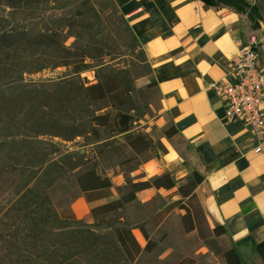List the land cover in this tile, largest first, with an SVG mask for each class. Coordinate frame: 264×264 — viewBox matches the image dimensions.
<instances>
[{"label": "trees", "instance_id": "obj_1", "mask_svg": "<svg viewBox=\"0 0 264 264\" xmlns=\"http://www.w3.org/2000/svg\"><path fill=\"white\" fill-rule=\"evenodd\" d=\"M233 1L248 16L262 18L261 5ZM103 31L94 0H0V264H128L127 251L136 255L154 242L146 229L118 214L149 187L176 188L181 198L173 203L185 210L186 231L207 223L194 192L196 174L182 181L169 173L143 181L124 175L117 197L110 198L113 184L100 162L116 159L115 165L132 171L138 156L156 144L135 124L139 115L130 70L103 61L108 55ZM65 35L80 44L66 45ZM58 66L69 68L68 76L25 78ZM87 69L94 70L95 82L81 77ZM77 137L91 147V155L62 151L55 141ZM60 179L70 180L88 202L108 199L90 207L92 222L56 210L49 190ZM102 225L108 230L96 229ZM135 227L147 240L144 247ZM207 228L209 236L222 232L209 223ZM220 263L242 261L232 246L220 254Z\"/></svg>", "mask_w": 264, "mask_h": 264}, {"label": "crops", "instance_id": "obj_2", "mask_svg": "<svg viewBox=\"0 0 264 264\" xmlns=\"http://www.w3.org/2000/svg\"><path fill=\"white\" fill-rule=\"evenodd\" d=\"M113 1L140 44L148 69L144 82L157 97L143 129L156 148L142 152L130 176L143 181L169 173L182 181L196 174L195 195L210 227L222 229L217 235L225 250L233 246L242 264H264V140L255 150L258 139L244 122L225 118L212 87L236 82L232 57L253 32L247 11L233 0ZM259 40L256 64L264 68V38ZM111 182L124 184L123 173ZM162 189L144 188L137 200L144 203ZM88 203L80 196L77 208L72 205L87 223L93 221Z\"/></svg>", "mask_w": 264, "mask_h": 264}, {"label": "rangeland", "instance_id": "obj_3", "mask_svg": "<svg viewBox=\"0 0 264 264\" xmlns=\"http://www.w3.org/2000/svg\"><path fill=\"white\" fill-rule=\"evenodd\" d=\"M94 1L102 18L104 31L101 38L105 42V49L108 53L103 61H109L130 70L134 83L132 94L136 104L135 112L139 115V119L135 124L139 129H144L146 114L154 113L153 109L157 100L155 90L144 82V76L148 72L144 54L139 42L134 39L125 17L119 13L115 3L109 5L107 0ZM248 1L250 6L261 5V19H256L253 16L248 17L251 22L250 26L253 29L251 34H254L257 38H264V0ZM64 42L72 47L80 44L74 37L68 35L64 36ZM69 73V68L58 66L52 70L44 69L39 73L26 74L25 78L48 80L65 77ZM81 77L85 81L95 82L94 70L92 69L84 70ZM55 141L60 143L62 151L86 152V154L91 155V147L83 146V142L79 137L71 140V142L59 141L57 138ZM142 157L143 155H139L133 163L137 165ZM115 162L116 159L112 163L102 161L100 164L105 166L111 179L120 171L123 176L129 177L130 170L128 166L119 167L115 165ZM118 186L121 185L113 184L111 199L117 197ZM49 194L56 210L62 213H67L68 210L74 213L72 205L76 209L77 198L82 196L78 187L72 186L71 181L65 179H60L58 183L53 185L49 190ZM153 196V199L146 204H141L138 200L131 202L118 214L121 216V220L129 225L141 226L146 229L149 239L154 242L150 249L140 251L136 255L127 251L128 264H221L220 254L225 250L223 238L219 235L209 236L207 223L203 220L199 222L197 229L185 230L181 222V215L185 213V210L179 207L180 203H173L181 198L176 193V188L162 189ZM183 202L186 201L183 200ZM96 203L89 202L85 210L89 211L90 207ZM83 220L85 221V219ZM96 229L102 232L107 231L108 227L102 225L97 226ZM133 234L140 246L144 247L147 240L144 239L142 232L135 227Z\"/></svg>", "mask_w": 264, "mask_h": 264}, {"label": "built area", "instance_id": "obj_4", "mask_svg": "<svg viewBox=\"0 0 264 264\" xmlns=\"http://www.w3.org/2000/svg\"><path fill=\"white\" fill-rule=\"evenodd\" d=\"M259 44V38L251 34L247 43L238 46L230 64L235 83H212L223 103L225 118L240 120L249 127L259 141L257 151L264 140V68L256 64Z\"/></svg>", "mask_w": 264, "mask_h": 264}]
</instances>
